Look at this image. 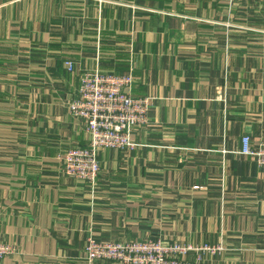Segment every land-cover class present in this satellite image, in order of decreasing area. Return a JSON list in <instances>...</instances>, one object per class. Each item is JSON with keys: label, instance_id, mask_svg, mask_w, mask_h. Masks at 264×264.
<instances>
[{"label": "crops", "instance_id": "1", "mask_svg": "<svg viewBox=\"0 0 264 264\" xmlns=\"http://www.w3.org/2000/svg\"><path fill=\"white\" fill-rule=\"evenodd\" d=\"M93 70H132V94L154 98L136 149L99 151L94 192L61 161L88 144L68 104ZM246 135L264 140V0H0L4 264H124L88 263L90 236L264 264V167L240 153Z\"/></svg>", "mask_w": 264, "mask_h": 264}, {"label": "built area", "instance_id": "2", "mask_svg": "<svg viewBox=\"0 0 264 264\" xmlns=\"http://www.w3.org/2000/svg\"><path fill=\"white\" fill-rule=\"evenodd\" d=\"M68 64L72 67V63ZM133 84L132 70L121 75L87 71L80 78L78 93L68 104L70 114L85 122L88 144L68 149L61 158L62 171L87 183L92 192L97 188L101 172L99 151L105 148L133 151L138 147L132 138L134 130L150 122L154 98L134 96ZM240 153L254 157L264 167V140L253 145L251 137L244 136ZM14 250L2 240L0 226V264ZM225 250L223 245L207 243L196 245L152 238L100 242L90 236L84 259L88 263L103 259L124 264H213L205 255H220Z\"/></svg>", "mask_w": 264, "mask_h": 264}]
</instances>
